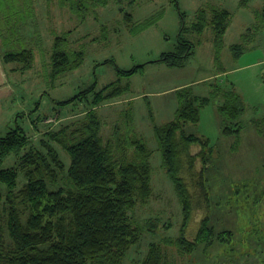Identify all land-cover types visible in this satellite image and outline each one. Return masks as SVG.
Masks as SVG:
<instances>
[{
	"label": "rangeland",
	"instance_id": "obj_1",
	"mask_svg": "<svg viewBox=\"0 0 264 264\" xmlns=\"http://www.w3.org/2000/svg\"><path fill=\"white\" fill-rule=\"evenodd\" d=\"M32 2L34 15L26 23L24 33L32 38L30 45L35 49V60L31 70L23 74L14 71L15 68L8 70L12 76L17 72L16 79L11 80L12 93L14 90L15 93L11 100L0 102V109L6 107L0 116V136L14 126L15 115L20 114L18 123L37 144L48 130L68 124L69 130L78 126L88 109L84 101L61 106L53 100L69 99L94 82L97 89L117 80L122 85L129 84L127 93L100 106L98 114L105 138L112 134L116 124L125 125V113L131 114L136 133L153 151L150 158L152 194L132 211L133 219L143 231L123 262L140 264L149 243H162L163 237L180 235L183 220L173 182L163 167L154 125L174 119L178 108L176 89L187 87L195 95L209 97L216 85L224 90L233 87L245 105L238 142L234 135L222 133L221 115L217 111L220 97L211 98L200 109L197 123L187 122L184 127L187 134L207 138L212 148L206 169L209 206L190 175L183 174L195 204L193 217L185 229L186 236L194 239L201 220L208 216L217 232L230 231V242L215 241L209 247L201 244L192 253H181L164 244L163 249L173 264H264V136L257 127L261 124L258 120L264 116V14L255 15L264 8V0H177L178 6L174 0L133 3L107 0L83 20L59 6L56 0ZM121 8L132 14L131 25L124 21ZM201 8L208 12L225 8L231 13L218 60L212 26L207 24L202 32L192 29L197 22L196 12ZM180 12L184 14L185 26L182 37L194 44V54L180 67L150 62L164 52L177 50L182 26ZM64 31H70L66 48L83 50L84 60L81 66L66 72L53 84L45 80L53 32ZM233 44L243 46L242 54L237 57L231 50ZM110 58L125 70L145 65L131 76L120 75L112 63H103ZM126 97L131 98L126 101ZM56 147L68 165L69 154ZM192 148L195 150L197 146ZM16 160L17 154L11 153L0 160V167L13 166ZM196 165L198 172L202 163L199 161ZM151 224L156 225L153 231L149 230Z\"/></svg>",
	"mask_w": 264,
	"mask_h": 264
},
{
	"label": "trees",
	"instance_id": "obj_2",
	"mask_svg": "<svg viewBox=\"0 0 264 264\" xmlns=\"http://www.w3.org/2000/svg\"><path fill=\"white\" fill-rule=\"evenodd\" d=\"M46 1L51 3L54 0ZM56 1L81 20L97 6L107 3V0ZM124 1L117 0L118 3ZM128 1L133 3L136 0ZM174 1L178 6L177 0ZM121 11L126 24L131 25L132 14L123 8ZM33 13L32 0H0L2 58L6 63L20 65L23 70L31 68L35 60V49L30 45L32 38L24 33ZM180 13L182 26L177 50L164 52L150 62L180 67L194 54V44L182 37L185 26L184 14ZM263 14L264 8L255 12L257 17ZM196 16L197 22L192 25L194 31L202 32L207 24L212 26V42L218 60L231 13L225 8H213L209 12L201 8ZM103 30L106 31L105 26ZM53 34L45 80L54 84L63 74L81 66L84 51L66 48L70 31ZM231 50L237 57L242 54L243 46L233 44ZM103 63H112L118 74L126 76L145 65L125 70L112 58ZM130 88L129 84L122 85L117 80L97 89L94 82L69 99L53 100L61 106L84 101L88 109L78 126L69 130L71 125L68 124L48 130L37 144L18 123L20 114L16 116L14 126L0 136V160L11 153L17 154L13 166L0 167V264H123L129 249L139 242L143 231L133 219L132 211L152 194L150 158L153 151L136 133L129 113L124 115L125 125L116 124L112 134L105 138L98 108L121 98ZM175 92L178 99L176 115L162 125L155 124L154 134L163 167L173 182L181 205L180 235L163 237L162 243H149L140 264H173L165 254L163 244L173 246L181 253H192L201 244L209 247L215 241L230 242V231L217 232L208 216L201 220L194 239L185 234L195 204L183 174L190 175L209 206L206 169L212 148L207 138L187 134L184 127L187 122L197 123L200 109L211 98L220 97L217 111L221 115L222 133L234 135L238 142L240 118L245 113L243 99L233 87L224 90L218 85L213 87L209 97L195 95L187 87ZM258 121L261 123L257 126L261 128L258 132L264 136V116ZM56 145L69 154L68 165ZM192 146L197 149L193 150ZM199 161L202 166L197 172ZM155 228V224L149 226L150 231Z\"/></svg>",
	"mask_w": 264,
	"mask_h": 264
},
{
	"label": "crops",
	"instance_id": "obj_3",
	"mask_svg": "<svg viewBox=\"0 0 264 264\" xmlns=\"http://www.w3.org/2000/svg\"><path fill=\"white\" fill-rule=\"evenodd\" d=\"M3 52H4V49L0 45V102L1 101L4 102L6 99L7 100H11L10 98H12L13 94L15 93V90L12 93V89H11L12 82H11V80L13 79V77H14V79H16L15 76H16L17 72H13V73H16V74L14 76H12V75H10L11 73L9 74L8 70H11V69L15 68L16 70H14V71L18 70L19 72H21L23 74L25 71H28L29 69L31 70V68L33 67L32 66L29 69L23 70V69L20 68V65H13L12 66L11 63H6L5 61H3V58H2ZM130 98L131 97H126L124 100L127 101ZM5 108L6 107H2V109H0V116L3 115ZM17 115H15V118H16Z\"/></svg>",
	"mask_w": 264,
	"mask_h": 264
}]
</instances>
